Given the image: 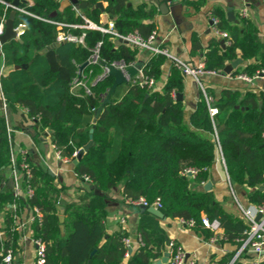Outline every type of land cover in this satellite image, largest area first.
Wrapping results in <instances>:
<instances>
[{
    "label": "trees",
    "instance_id": "16d2710c",
    "mask_svg": "<svg viewBox=\"0 0 264 264\" xmlns=\"http://www.w3.org/2000/svg\"><path fill=\"white\" fill-rule=\"evenodd\" d=\"M30 1L20 5L26 12L15 11L14 25L25 24L23 34L1 47L6 65L28 66L0 76V101L5 100L11 107L21 106L29 118L38 119L43 129H51L50 138L56 151L69 160L89 141L92 128L94 139V145L74 165L75 173L87 178L91 185L81 190L79 199L64 204H61L64 185L30 159L28 152L16 158L17 163L25 159L29 165L31 176L27 178L22 173V183L24 187L30 183L34 192L31 196L24 193L17 202L30 210L37 207L42 213L36 237L45 242V264H72L71 241L80 235L89 241L76 264H154L169 249L159 225L148 229L140 222L137 232L141 243L132 246L131 252L123 231H107L106 195L97 194L95 189L106 192L120 183L124 201L142 197L152 204L159 199L166 216L193 221V227L211 236L213 231L202 223L206 214L209 219L220 221L224 238L240 245L245 236V222L225 211L211 191L193 189L191 183L201 185L209 179V168L220 152L231 182L249 188L245 196L250 204H264V93L258 97L249 90L241 97L225 90L215 101L218 112L213 116L202 94L190 117V127L186 126L183 102L175 98L184 89L179 68L172 67L162 90L143 82L149 78L156 81L161 75L166 56L155 53L140 66L144 79L135 76L127 84L118 85L95 119V109L102 104L114 77L104 75L102 64L88 63L93 49L100 43L102 61L130 66L136 63V48L125 43L116 45V37L111 33L73 25L88 20L106 26L112 21L120 35L137 32L147 37L155 30V24L143 19L152 18L156 10H146L144 5L133 8L128 0H108L105 12L108 20L104 22L94 0L69 2L65 7L61 0ZM11 2L0 0V18L10 16L12 8L5 3ZM216 14L217 28L227 31L230 44L223 49L214 40L207 51L205 66L221 71L227 61L235 59L239 49L243 59L254 58L255 62L233 70L231 75H252L264 69V48L252 24L226 27L224 14L218 10ZM61 33L77 36L84 33V42L58 41ZM42 49L47 50L40 53ZM77 80L86 82L90 92L83 85L73 89ZM168 101L170 105H166ZM9 151L5 119L0 117V183L1 167L7 165ZM187 169L196 170V174L190 177ZM12 198L11 189L0 194V208ZM13 221V212L7 208V239L0 264H7L3 255L9 245L16 251L17 244H12L16 235L10 231Z\"/></svg>",
    "mask_w": 264,
    "mask_h": 264
},
{
    "label": "crops",
    "instance_id": "0c3cea01",
    "mask_svg": "<svg viewBox=\"0 0 264 264\" xmlns=\"http://www.w3.org/2000/svg\"><path fill=\"white\" fill-rule=\"evenodd\" d=\"M94 1V6L97 8H99L97 2L103 4L104 10L99 9L103 13L102 21H107L108 18L105 12L109 4L108 0ZM27 2L31 1L27 0ZM61 2L62 7H65L69 2L73 3L71 0H61ZM128 5L133 8L144 5L146 10L155 9L156 13L152 18L143 19L144 22L155 24L157 32L155 43L167 48L172 56L192 64L204 63L206 65V54L214 45V40H218L223 49L230 44L228 38L217 34L213 28L212 18L217 17V10L226 17L227 22L224 24L226 27L234 25L244 27L248 22L251 23L264 48V0H128ZM229 8L233 11V16L231 17ZM222 40H224L223 43ZM120 43L124 42L116 37L115 44L118 45ZM135 48L136 63L134 65L139 68L136 77L142 80L144 79V74L141 72L140 66L155 53L148 48ZM193 48L195 49L194 51ZM238 57L242 59V62L233 70L244 68L246 65L255 62L254 58L243 59L239 49L236 51L235 59ZM173 66L175 64L172 57H166L161 65V75L154 81L152 88L155 90L163 89ZM182 77L184 83L182 92L184 124L190 127V117L201 100L203 92L193 77ZM202 80L207 94L213 98V105H215L216 100L221 98L225 90L235 92L241 97L249 90L256 92L258 97H260V93H264L263 79H257L251 83L236 75H231V73L225 74L224 68L217 74L204 76ZM77 87L73 86V89ZM3 114L9 142L10 159L7 165L1 167L0 194H5L8 189H11L13 198L7 201L4 208H0V255L7 239L5 213L7 208H9L14 215L10 231L16 235V240L12 244H17L16 251L14 250L13 263L35 264L36 244L34 238L36 237L38 222L31 219L32 210L24 206L20 207L19 203L14 200L12 160L23 152H28L30 159L33 161H35V158L39 159L40 165L51 171L52 174L50 175L55 178L56 182L66 187L65 194L62 197L64 202L79 199L82 195L81 190L85 187H90L91 184L88 179H83L75 173L72 160L61 156L56 151L50 138L51 135L47 137L45 149L42 150L40 148V137L43 136L44 131L47 129H43L39 121L35 122L32 118H29L24 108L21 106L11 107L4 100ZM209 174L207 181L212 182L209 191L214 194V197L225 211L232 213L245 222L232 191L235 192L241 201L249 204L245 196V192L249 188L231 182L220 152L217 154L213 165L209 168ZM206 182L201 185L191 183L192 188L204 190ZM121 188L122 183L106 192L101 191L102 194L100 195H106V202L108 203L105 223L109 233L123 231L126 237L132 240L133 248L138 246L139 234L137 227L142 222L148 229L156 225L161 226L165 235H168L172 242L181 245L190 256H194L198 264H209L213 261L217 263L225 261L227 262L226 264H229L236 256L240 245L224 238L222 228L209 236L206 232L196 229L182 218H170L166 215L165 218H159L148 211H141L140 206L123 200ZM203 216L207 215L203 214ZM61 228L65 232L64 227L61 226ZM88 241L82 235L75 237L71 241L72 264H76ZM11 246L9 245L8 248ZM255 258V253L250 249H246L236 257L235 262L237 264H252Z\"/></svg>",
    "mask_w": 264,
    "mask_h": 264
},
{
    "label": "built area",
    "instance_id": "2783aa9c",
    "mask_svg": "<svg viewBox=\"0 0 264 264\" xmlns=\"http://www.w3.org/2000/svg\"><path fill=\"white\" fill-rule=\"evenodd\" d=\"M6 7H11L15 10H19L22 12H26L24 8L21 6H14L11 3H5ZM5 17H2L0 20V35L4 33L5 30ZM219 19L217 17L212 18V24L215 32L217 34H220L222 36L227 37L228 34L225 31H221L217 28V23ZM60 26H67L66 23H59ZM75 27H81V28H96L99 29L102 32H108L113 34L117 38H123L127 40V42L135 47H143V48H148L152 52L157 53V54H163L166 57H172L173 62L176 67L179 68L181 71L182 76L185 77H193L201 87V91L203 92V95L207 101V104L209 105V112L210 115L213 116L218 112V108L213 105V98L209 96L206 92V89L203 84L202 78L206 75H212V74H217L219 73L218 70L216 69H210L205 66L204 63L200 64H192L186 61H183L177 57H174L171 55L169 50L161 45H157L155 43L157 39V32L154 30L149 36L144 37L140 33H129L127 35H120L118 32L115 31V26L112 21L108 23V25H97L91 21L86 20L85 24L81 25H73ZM15 29L17 30V37H19L21 34H23L24 29H25V24L20 23L19 25L15 26ZM84 33L81 35H73L71 33H61L59 34L57 40L58 41H73L76 43H83L84 42ZM99 46L100 43L97 44V46L93 49L90 57L88 58V63L89 64H96L100 63L101 64V59H100V54H99ZM2 44H0V50H1ZM118 67L125 69L126 66L125 64L122 63H114ZM103 66V65H102ZM104 67V66H103ZM106 69L104 67V75H105ZM142 72V71H141ZM239 78L253 83L257 79H263L264 80V69L258 71L255 74L248 75V74H238L236 75ZM143 82L147 83L150 87L153 86L154 84V79L149 78V79H144ZM83 85L84 88L86 89L87 92H90V88L87 85L86 82H83L81 80L75 81L74 86H80ZM1 90V89H0ZM24 153V152H23ZM76 155V153H75ZM60 157V155H59ZM12 178H13V188H14V200L17 202V199L25 193L27 196H31L34 192L33 187L30 185V183H27L26 186L24 187L21 179L22 173H25V176L29 178L31 175L30 170H29V165L25 159L22 160L21 163H17L16 159L12 160ZM186 173L188 175L194 176L196 174V170L194 169H187ZM87 179V178H86ZM233 195L235 196V199L239 205V208L243 214V217L246 222V229L244 231V238L241 241V244L238 248V252L234 259L229 263L233 264L236 260V257L244 252L246 249L252 250L256 258L253 260L252 264H264V204L263 205H252V204H245L243 201H241L238 196L235 194L234 191H232ZM130 204L134 205H143V206H155L158 209H161L162 205L157 199L155 202L152 204H149V202L145 198H140L137 201H132L129 202ZM32 215L31 219L34 220L35 222H38L39 224L42 222V213L39 210V208L34 207L32 209ZM258 214H261V218L257 219ZM190 225H193V221L187 222ZM202 223L208 227L211 231L217 232L220 230L221 225L220 221L216 218L214 219H209L207 216L202 217ZM124 241L126 242L128 247H132V240L128 237H124ZM34 242L36 244V260L35 264H45L46 262V245L45 242L41 237H35ZM138 242L141 243L140 237L138 238ZM169 250L171 252V256L169 259L168 264H198L197 260L194 256H190L187 251L181 246V245H175L172 241L169 245ZM13 256H14V250L11 247L7 248L6 253L3 255V261L7 264H13ZM188 256V257H187ZM187 258V259H186ZM209 264H218L217 262H211Z\"/></svg>",
    "mask_w": 264,
    "mask_h": 264
},
{
    "label": "water",
    "instance_id": "95a60500",
    "mask_svg": "<svg viewBox=\"0 0 264 264\" xmlns=\"http://www.w3.org/2000/svg\"><path fill=\"white\" fill-rule=\"evenodd\" d=\"M71 1L73 3L78 2V0H71ZM26 2H27V0H12V4L16 7L20 6L22 3H26ZM97 6L99 8H101L102 10H104L103 4L101 2H97ZM229 9H230L229 15L231 17V16H233V11L231 10V8H229ZM14 16H15V9H13L11 11L10 16L5 20V30H4V33L0 35V44L5 43L6 41L10 40L11 38H17V30L15 29V25H14ZM120 40L124 43H128L127 40H125L123 38H120ZM223 42H224V40H222V43ZM46 50L47 49H42L40 51V53H44ZM241 62H242V59L240 57L236 58L235 60H233L231 62H226L225 66H224V73L230 74L232 72V70L235 67H237ZM101 64L106 69L105 75L113 76L114 82L110 86V88L108 89L102 104L95 109V119L98 118L100 112L103 109V106L110 102L111 95L116 90L117 86L120 84H123V83L127 84L139 72V68L135 65H130V66L126 67L125 69H122L114 63H106L104 61H101ZM27 66H28V64H15V63H11V64L6 65L4 62V55H3L2 51L0 50V75H7L13 70L20 69V68H27ZM83 67H84V65L81 66L80 70H82ZM147 96H148V94L146 95V97ZM175 98H176V100H183V94L182 93H176ZM170 104H171V102L168 101L166 105H170ZM3 107H4V100L2 99L0 101V117L4 116ZM33 120L35 122H38V119H36V118ZM92 133H93V128L90 130L89 141L76 152V155L72 160V163L74 165L78 164V162L82 159L84 154L91 148V146L94 145V139H93ZM51 134H52V130L47 129L46 131H44L43 136L40 137V148L42 150L45 149V142L47 140V137H49ZM34 160H35V162L39 163V159L35 158ZM39 164H41V163H39ZM47 171L50 174H52L49 169H47ZM211 185H212V182L207 181L204 185V189L206 191L210 190ZM95 192L97 194H102L101 190H99L98 188L95 189ZM64 203L65 202L63 200H61V204H64ZM140 210L141 211H148V212L154 214L155 216H157L159 218H165L164 212L161 209L156 208L155 206H148L147 207V206L140 205ZM261 216H262L261 214H258L257 219H260ZM60 220H63V216H60ZM165 243H166V246L169 247V245L171 243V239L168 235L165 236ZM131 251H132V247H129V252H131ZM170 256H171V252L169 249H167L163 252L161 257L158 258L154 262V264H168Z\"/></svg>",
    "mask_w": 264,
    "mask_h": 264
}]
</instances>
